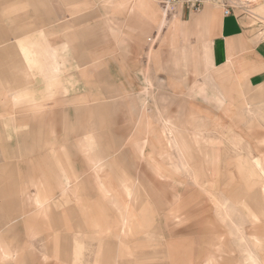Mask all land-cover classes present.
<instances>
[{
  "label": "crops",
  "instance_id": "obj_1",
  "mask_svg": "<svg viewBox=\"0 0 264 264\" xmlns=\"http://www.w3.org/2000/svg\"><path fill=\"white\" fill-rule=\"evenodd\" d=\"M113 1L0 0V264H264L252 238L264 241V154L238 139L243 152L221 161L224 175L212 160L195 165L193 137L220 125L207 113L196 127L188 109L183 129L170 121L172 107L142 110L136 67L116 53L109 27L128 12L132 52L159 44L147 82L165 81L175 99L199 79L197 97L219 120L251 119L261 136L264 37L234 7L226 15L227 0H205L198 13L180 5L175 16L154 0ZM179 47L188 48L185 62ZM166 149L170 175L146 157ZM228 219L233 239L212 240V230L228 232Z\"/></svg>",
  "mask_w": 264,
  "mask_h": 264
},
{
  "label": "rangeland",
  "instance_id": "obj_2",
  "mask_svg": "<svg viewBox=\"0 0 264 264\" xmlns=\"http://www.w3.org/2000/svg\"><path fill=\"white\" fill-rule=\"evenodd\" d=\"M227 3L228 5H231L230 6L231 11H232V8L234 7L235 10L239 11L240 13L241 12L244 13L245 17L250 18L252 21V24L256 23L255 25H256L257 30H259L258 32L259 35H261V37H264V16H262L259 13V11L264 7V0H252L251 4H244L238 0H227ZM176 14H173L172 16H175ZM128 16H129L128 12L115 13L114 19L112 20L114 23L113 22L110 23L109 29L113 31L112 41L114 43L116 53H118L120 57H123V55H125L126 57L129 58V60L131 59L130 61L131 66L133 68L136 67L134 70L132 71L129 70V71H131L132 78L138 81L139 87L137 88V91H135V88H134V92H135L136 99H138L139 104L142 107V110H145L148 113H155L156 111L166 112V111H170L172 107L173 109L176 110L175 112L177 113L178 120L172 119L170 121L176 122L177 127H182L183 129H185L187 125L185 123H186V113L188 109L192 110V112H195L194 119L196 120L195 121L196 127L199 125L197 124L198 120L206 121L208 119V118H205V117H208L206 116L207 113H209L212 116V120L210 121L211 123L217 122V125L218 124L220 125L219 127L214 124H211L210 127H208L207 129V131L209 132V135L198 136L197 137L198 140L196 139V136L193 137L194 139H192V142H191V147H192L191 152L195 159L194 160L195 165H201L203 161H205L206 159L212 160V162L213 161L214 162L211 163L212 165L211 170L212 172H214V175L216 176L219 175L220 169L218 166L220 165H221L220 168L223 171V175H224L227 172L228 168L227 167L224 168L226 164H223V162L221 161L225 159L227 160L235 159L236 157H238V153L243 152V151L241 152L242 143L241 142L238 143L237 142L238 139H242L244 141V144H243L244 149H248L246 142H249V145L256 149L257 152H255V154L253 153L252 156H258L260 155V153L264 154V151L262 150L263 147L261 146V143H260V141L264 139V136L251 134V133L262 131L260 126L258 125L259 123L251 119H248V121H245L244 119L235 120L234 115H230V114L229 116H227L228 117L227 121L219 120L217 114L216 115L214 114V112H217L218 109L217 110H215L214 108L212 109V107L211 106L209 107L208 104L204 103L200 97H197V96L202 95L198 87L199 84L196 83L197 81H199V79H191L192 85H191L190 90H188L185 85H184V88H179V91L177 94L178 96L175 99L173 97L175 93L172 92V90L167 86L165 81L159 83L158 86H153L152 84L146 81V79L148 80L150 79V75H148L149 71L153 73V70H152L153 60L151 61L150 57H154L153 56L154 50L158 48L159 44L157 43V46H156L154 43L147 42L145 44L144 49L143 50L141 49V52L139 54L132 52L134 51V49H136L137 51L138 48L134 46L133 40L130 39L136 33H134L133 29L130 27L131 23L128 20ZM85 42L88 44L87 47L89 49H96L98 47L95 39H88ZM187 49L188 48L186 47H179V59L181 60V57H182V60L184 62L186 59L185 55L187 53ZM206 55H207V51L205 52V56ZM180 77L182 78L181 74H180ZM185 78L187 77H186V71L184 70L183 79ZM192 78H195V77H192ZM196 87H197V90H196ZM173 90H175L174 87H173ZM201 92L203 93L204 90L201 89ZM123 109H124L123 104L115 105L114 111H120ZM211 111H214V112H211ZM215 117L216 119H214ZM240 122H243L246 124L248 122L247 125L242 126L243 128H248L247 130H242V134H243L242 136L235 134V130L239 131ZM163 123L167 124V121L164 120ZM253 128H256V129H253ZM219 129H223V131H226L227 134H221V135L216 134V133H219ZM199 131L200 133L202 132V130H199ZM220 138L226 141V145L224 144V141L220 140ZM231 142H234V143L237 142L238 144L237 146L239 147V149L234 148L236 146L232 145ZM257 146L259 147V151L257 150ZM148 152L146 154V157L154 158L155 156L159 160H162L163 161V171L170 175L171 171H173L172 168H169V166H171V163H172L169 159L171 158L173 159L172 153L170 151L167 152V149L163 151L156 150L155 153L153 152L148 153ZM178 154H179V151H178ZM247 154L248 153H246V158H247ZM178 158L181 161L183 160V158H181L180 155L178 156ZM260 158L262 159L263 157H260ZM201 169H198V170H201ZM184 170H186V168H184ZM184 184L186 183H183V185H180V186H185ZM198 187H201V185ZM250 213L251 212H249V214ZM249 216L248 218H250ZM255 217L253 218L252 221L255 223H260L261 217H259L260 220L255 219ZM229 228L233 229L232 222L230 219H228V224H227L228 232L224 234V233H220L218 231L212 230L211 239L220 240L221 237L222 238L225 237V239H233L234 235L232 232H229L230 230ZM180 233H182V231H180ZM201 235L202 233H200V236ZM201 237L197 235L195 236V239L201 240ZM254 237L252 238L254 239V243L256 244L259 250L258 251L259 254H264L263 251H260L261 249L264 250V246H263L264 241L260 240L256 236ZM258 239L261 242V246L259 245V243H258L259 246L257 245L256 240ZM214 248H215L214 250L218 252V254L220 251L219 255L223 254V255L230 256V255H235V254L237 255L245 254V249L244 250L236 249V248L224 249L222 247L218 248L216 246H214ZM200 250L202 249L200 248ZM235 250H237V253H235Z\"/></svg>",
  "mask_w": 264,
  "mask_h": 264
},
{
  "label": "built area",
  "instance_id": "obj_3",
  "mask_svg": "<svg viewBox=\"0 0 264 264\" xmlns=\"http://www.w3.org/2000/svg\"><path fill=\"white\" fill-rule=\"evenodd\" d=\"M163 10L165 15L176 13L178 6H183L188 12L198 13L204 7L205 0H154ZM232 13L231 8H227L226 15Z\"/></svg>",
  "mask_w": 264,
  "mask_h": 264
},
{
  "label": "bare ground",
  "instance_id": "obj_4",
  "mask_svg": "<svg viewBox=\"0 0 264 264\" xmlns=\"http://www.w3.org/2000/svg\"><path fill=\"white\" fill-rule=\"evenodd\" d=\"M135 1V5H138V4H141L143 3L142 1L143 0H133ZM238 1H241L242 3L244 4H251L252 3V0H238ZM113 3L117 6L118 3H119V0H114ZM259 13L264 16V7L259 11ZM199 22V21H198ZM256 24V23H255ZM251 26V25H250Z\"/></svg>",
  "mask_w": 264,
  "mask_h": 264
}]
</instances>
